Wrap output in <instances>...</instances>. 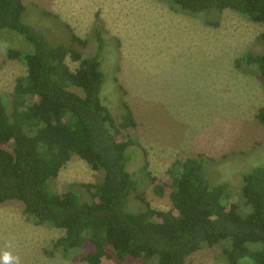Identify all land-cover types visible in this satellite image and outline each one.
Segmentation results:
<instances>
[{"label": "trees", "instance_id": "16d2710c", "mask_svg": "<svg viewBox=\"0 0 264 264\" xmlns=\"http://www.w3.org/2000/svg\"><path fill=\"white\" fill-rule=\"evenodd\" d=\"M166 1L173 11L203 15L213 26L225 10L264 24V0ZM25 9L24 0H0V29L18 32L32 46L28 52L14 51L27 72L16 78L12 92L0 94V203L19 200L27 219L64 230L56 245L65 258L72 253L74 262L132 258L141 264H189L195 252L220 245L227 264H264V165L243 172L242 207L228 208L229 183L206 170L214 160L202 154L188 158L177 164L170 184L176 211L159 213L140 190L142 180L128 169L131 146L140 143L130 135L117 138L135 125L131 108L124 102L116 121L102 102L100 53L83 56L65 43H49L24 23ZM97 24L103 25L99 13ZM105 31L100 26L94 33L100 50ZM70 41L86 45L71 31ZM258 44V51H246L235 67L264 79V31ZM68 57L78 62L74 70ZM256 118L264 126V107ZM72 155L101 176L95 182L70 183L59 193L51 182ZM141 171L163 195L166 184L157 183L146 163ZM129 198L139 202L136 212L127 210Z\"/></svg>", "mask_w": 264, "mask_h": 264}, {"label": "rangeland", "instance_id": "374dc122", "mask_svg": "<svg viewBox=\"0 0 264 264\" xmlns=\"http://www.w3.org/2000/svg\"><path fill=\"white\" fill-rule=\"evenodd\" d=\"M24 2L22 20L49 43H65L83 56L100 53L105 74L102 102L116 121L124 102L132 110L135 125L117 138L122 141L130 135L140 143L131 146L128 169L142 180L140 190L154 209L176 211L170 184L177 164L200 154L214 160L213 167L206 169L208 174L229 183L228 208L236 203L242 207L238 196L243 172L264 165V126L256 118L264 107V79L240 71L235 60L248 50L258 51L264 24L225 10L213 26L203 15L173 11L166 0ZM97 13L103 25L93 26ZM100 26L106 30L101 50L94 34ZM67 28L86 41L85 47L70 41ZM15 50L24 53L32 46L18 32L0 29V94L12 92L16 78L27 72ZM67 62L73 70L78 66L70 57ZM144 163L157 183L166 184L163 195L141 171ZM100 176L72 155L51 183L64 193L70 183L95 182ZM138 206L129 198L127 210L136 212L133 208ZM64 235L62 229L27 219L21 201L0 203V251L18 255L21 264H86L70 259L72 253L65 258L56 245ZM222 252L220 245L206 247L191 255L188 263L227 264ZM102 264L141 262L104 259Z\"/></svg>", "mask_w": 264, "mask_h": 264}, {"label": "clouds", "instance_id": "9594fccd", "mask_svg": "<svg viewBox=\"0 0 264 264\" xmlns=\"http://www.w3.org/2000/svg\"><path fill=\"white\" fill-rule=\"evenodd\" d=\"M0 264H21L20 257L9 250L0 251Z\"/></svg>", "mask_w": 264, "mask_h": 264}]
</instances>
